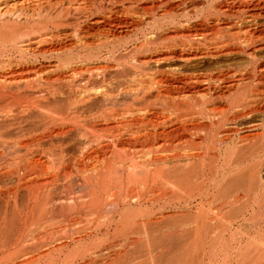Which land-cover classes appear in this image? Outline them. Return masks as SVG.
I'll list each match as a JSON object with an SVG mask.
<instances>
[{
  "label": "bare ground",
  "instance_id": "bare-ground-1",
  "mask_svg": "<svg viewBox=\"0 0 264 264\" xmlns=\"http://www.w3.org/2000/svg\"><path fill=\"white\" fill-rule=\"evenodd\" d=\"M13 2L0 0V264H264V91L251 73L226 102L175 69L233 55L264 68V0ZM259 115L262 132L230 144ZM185 133L198 138L183 149Z\"/></svg>",
  "mask_w": 264,
  "mask_h": 264
},
{
  "label": "rangeland",
  "instance_id": "rangeland-1",
  "mask_svg": "<svg viewBox=\"0 0 264 264\" xmlns=\"http://www.w3.org/2000/svg\"><path fill=\"white\" fill-rule=\"evenodd\" d=\"M14 1V0H13ZM12 0H10V2H13ZM14 3V2H13ZM183 8V7H182ZM182 8H178L177 10H176V14L178 13V16L179 15H183L184 13L183 12H185V9L183 8V10H182ZM182 12H181V11ZM181 14H180V13ZM236 15V14H235ZM231 16V21H235V19H236V22H238V23H244V22H242V21H244V19H243V16L241 17V15L239 16V15H236V16ZM236 17H239V18H236ZM234 19V20H233ZM238 19V20H237ZM240 23V24H241ZM258 23L259 24H261V25H263L262 27L264 28V23L263 22H259L258 21ZM66 25V24H65ZM64 25H62V27H61V29H64V27H65V29H68L66 26H64ZM259 29H258V40L259 41H261V44H264L263 42H264V32H263V30H261V26L259 25V27H258ZM261 32V33H260ZM261 35H260V34ZM242 34L243 33H241L240 35H241V37L240 38H242L241 40H240V42H243L244 41V38H245V34H243V36H242ZM239 35V36H240ZM245 35V36H244ZM247 38H248V36H246ZM246 38V39H247ZM214 39V38H213ZM213 39H211V41H209L210 43H213L214 45H215V43H217L218 41H216L217 39H215V41L213 40ZM263 41V42H262ZM212 44V45H213ZM258 53L256 54V56H257V58H258V62H259V66H263L264 65V49L262 48V49H260L259 51H257ZM235 58V59H234ZM209 61V62H208ZM208 61H206V60H204L203 62L204 63H202L200 66L201 67H184V66H181L180 68H175V69H178V71H180V75H182L181 77H182V79L184 80L185 79V82H187V83H189V84H187V85H189V86H187L189 89H196V90H199V91H201V90H207V89H210L211 88V90L213 89V91L214 90H217V91H220V90H223L224 92H226V94H227V98H226V102H227V99H232V98H234V96H236V94H237V92L239 91V87H241V89L244 87V86H246V84H244L245 82H243V83H240L239 81H238V79L240 78V77H243V78H246V79H248V77L250 78L251 77V75H253L252 77H254L255 79H254V84H252V86H251V90H254L255 91V89H258V90H260V91H264V68H248L249 67V62H248V60L246 59V57L245 56H243V55H233V56H230V57H228V58H223V59H221V60H208ZM209 63V64H208ZM261 63V64H260ZM179 65H183L182 63L181 64H179ZM221 65V66H220ZM224 65V66H223ZM232 65V66H231ZM166 67H168V66H166ZM238 67V68H237ZM129 69H131L132 70V72H130V73H128V74H133V73H137V72H139L138 70H136V68H129ZM161 69H163V70H166V69H168V70H170L169 68H160V70ZM257 69V70H256ZM261 69V70H260ZM263 69V70H262ZM130 70V71H131ZM251 70V71H250ZM256 70V71H255ZM260 70V71H259ZM113 71L114 72H116V74H118V72H119V68H116V69H114L113 68ZM182 71V72H181ZM152 72V71H151ZM254 72V73H253ZM150 72L148 71V72H146L145 74V76L147 77V79L148 78H150V77H153V75H155L154 73H150ZM235 73V74H234ZM241 73V74H240ZM252 73V74H251ZM263 73V74H262ZM149 74V75H148ZM151 74H152V76H151ZM222 74V75H221ZM242 74H243V76H242ZM251 74V75H250ZM260 74V75H259ZM126 75V76H125ZM124 76L125 77H120V73L118 74V77L116 78V81L115 82H118V81H123V80H126L127 82H130L132 79V77L131 76H127V74H125ZM148 75V76H147ZM224 75V76H223ZM263 75V76H262ZM185 76H187V77H185ZM214 76V77H213ZM219 76V77H218ZM248 76V77H247ZM259 76V77H258ZM211 77V78H210ZM223 77V78H222ZM225 77V78H224ZM257 77V78H256ZM191 80H189V79ZM202 78V79H201ZM78 79H80V78H78ZM151 79V78H150ZM187 79V80H186ZM236 79V80H235ZM258 79H261V80H258ZM193 80V81H192ZM206 80V81H205ZM208 80V81H207ZM223 83H222V82ZM226 81V82H225ZM249 81V80H248ZM247 81V82H248ZM257 81V82H256ZM190 82H191V84H190ZM211 82V83H210ZM239 82V83H238ZM256 82V83H255ZM243 85V86H242ZM194 86V87H193ZM203 87V88H202ZM205 88H207V89H205ZM195 90V91H196ZM237 91V92H236ZM232 98H231V97ZM198 98H200L199 96H198ZM197 99V98H196ZM229 99V100H230ZM200 100H201V98H200ZM228 100V101H229ZM224 101V102H223ZM225 103V99L224 100H215L214 102H212V103H214V105L213 106H219V105H221V103ZM212 103L210 104V105H212ZM220 103V104H219ZM217 104V105H216ZM260 116V115H259ZM254 117L252 120L251 119H243V120H241V121H237V123H236V126H230L231 128H229L228 129V131H230L229 133V135H231V138H232V141H231V143L230 144H233V146H235V145H239V146H243L244 144L242 143V142H244V140H245V144H246V142L247 141H249V139L250 140H253V137H255V135L256 134H258V133H261L262 132V130L259 128L258 130H257V128H256V126H259V125H262V123H263V118L260 116V117ZM263 120V121H262ZM259 124V125H258ZM253 126V127H252ZM232 127H234V128H232ZM256 128V129H255ZM236 132H239V134H236ZM182 134V133H181ZM180 134V135H181ZM190 134H192V133H189V136H188V133H185V134H183V135H179L178 137H179V139H177L178 140V144H179V147H182L183 149H185V148H189L190 147V145H192V144H190V145H188L189 143L186 141V140H191L192 141V138H193V140H195L194 138L198 135H195V133H193L191 136H192V138H191V136H190ZM255 134V135H254ZM235 136V137H234ZM249 137V139H248V137ZM253 136V137H252ZM242 138V142H241V138ZM198 138V136L196 137V139ZM223 138H225V137H223ZM245 138H247V139H245ZM186 139V140H185ZM180 140V141H179ZM189 140V141H190ZM247 140V141H246ZM191 141H190V143H191ZM234 141V143H232ZM240 143V144H238V142ZM180 142V143H179ZM185 142V143H184ZM170 145V144H169ZM172 145V144H171ZM170 145V146H171ZM187 146H189V147H187ZM246 146V145H245ZM238 147V146H237ZM263 148H264V145L262 146ZM261 147V148H262ZM264 165L262 166V168H261V170H262V177L264 178ZM216 206H214V208H215ZM182 232V231H181ZM183 233V232H182Z\"/></svg>",
  "mask_w": 264,
  "mask_h": 264
}]
</instances>
